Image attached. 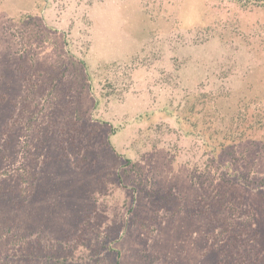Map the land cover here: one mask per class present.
Wrapping results in <instances>:
<instances>
[{"label":"rangeland","instance_id":"rangeland-1","mask_svg":"<svg viewBox=\"0 0 264 264\" xmlns=\"http://www.w3.org/2000/svg\"><path fill=\"white\" fill-rule=\"evenodd\" d=\"M263 126L264 0H0V264H264Z\"/></svg>","mask_w":264,"mask_h":264},{"label":"trees","instance_id":"trees-1","mask_svg":"<svg viewBox=\"0 0 264 264\" xmlns=\"http://www.w3.org/2000/svg\"><path fill=\"white\" fill-rule=\"evenodd\" d=\"M259 121H261V120L257 121L255 118V120L251 121L250 124H248V126L246 128H244L245 129L244 131L252 132L253 130H256L257 125L259 126V124H261V123H259ZM260 127H262V126H259L258 129H260ZM244 131L242 130L241 136L244 135V133H245ZM204 142H206V145L210 147L209 153H211V154H215L219 150V148L225 147V145H226L225 141L219 143L218 145H213V146H211L212 144L207 142V140H204ZM227 166L230 167L231 165L227 164Z\"/></svg>","mask_w":264,"mask_h":264}]
</instances>
